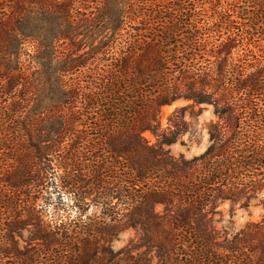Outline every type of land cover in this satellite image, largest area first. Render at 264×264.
Masks as SVG:
<instances>
[{
  "label": "trees",
  "instance_id": "trees-1",
  "mask_svg": "<svg viewBox=\"0 0 264 264\" xmlns=\"http://www.w3.org/2000/svg\"><path fill=\"white\" fill-rule=\"evenodd\" d=\"M256 200L264 0H0V264H264V217L215 221Z\"/></svg>",
  "mask_w": 264,
  "mask_h": 264
},
{
  "label": "rangeland",
  "instance_id": "rangeland-1",
  "mask_svg": "<svg viewBox=\"0 0 264 264\" xmlns=\"http://www.w3.org/2000/svg\"><path fill=\"white\" fill-rule=\"evenodd\" d=\"M185 105V102L180 101L173 106L165 107L162 115V127H167L169 116L177 107ZM197 112L198 109H196V116L193 118H191L189 114L187 117L188 121L194 124V137L186 135L182 138L184 144L177 142L166 147L173 156L179 157L184 155L189 159L205 151L208 145V134L205 130V123L213 118L212 109H206L201 115ZM145 137L151 144L157 143L155 136L151 132L145 133ZM219 210V214L216 215L215 221L216 226L224 238L232 237L247 224L260 221L264 217V203L261 200L252 201L248 207L227 202L224 203ZM135 235L136 233L133 230L123 231L113 242L114 250L117 251L125 247L135 238ZM27 237V233H24L23 241H19L21 247L25 245L24 240H26Z\"/></svg>",
  "mask_w": 264,
  "mask_h": 264
}]
</instances>
